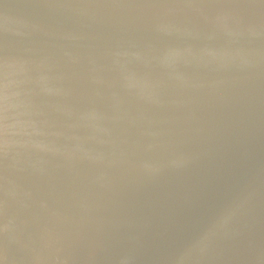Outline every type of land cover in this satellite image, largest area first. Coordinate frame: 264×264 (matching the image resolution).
<instances>
[{
	"label": "water",
	"instance_id": "1",
	"mask_svg": "<svg viewBox=\"0 0 264 264\" xmlns=\"http://www.w3.org/2000/svg\"><path fill=\"white\" fill-rule=\"evenodd\" d=\"M0 264H264V0H0Z\"/></svg>",
	"mask_w": 264,
	"mask_h": 264
}]
</instances>
